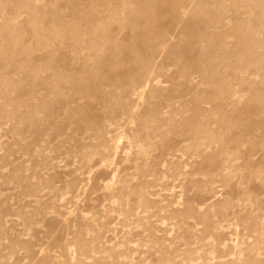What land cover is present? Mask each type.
<instances>
[{
	"label": "rangeland",
	"instance_id": "1",
	"mask_svg": "<svg viewBox=\"0 0 264 264\" xmlns=\"http://www.w3.org/2000/svg\"><path fill=\"white\" fill-rule=\"evenodd\" d=\"M0 264H264V0H0Z\"/></svg>",
	"mask_w": 264,
	"mask_h": 264
}]
</instances>
